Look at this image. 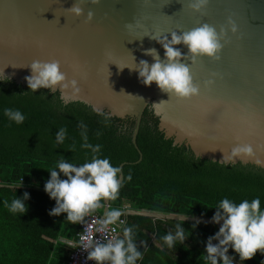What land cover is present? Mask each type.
Segmentation results:
<instances>
[{
	"label": "water",
	"instance_id": "water-1",
	"mask_svg": "<svg viewBox=\"0 0 264 264\" xmlns=\"http://www.w3.org/2000/svg\"><path fill=\"white\" fill-rule=\"evenodd\" d=\"M77 2L0 0V101L73 114L110 130L134 123L138 161L142 156L136 136L140 121H148L189 158L264 174V166L253 159L221 162L238 143L253 145L264 161V0H209L200 12L189 7L190 0H83L85 14L76 17L68 9ZM89 10L95 18L86 22ZM229 17L238 32L229 31L221 58L203 56L191 65L199 96L170 97L155 83L144 85L139 72L129 69L140 60L154 63L144 54L147 49L155 48L165 58L163 46L147 35L165 33L171 39L170 32L202 23L219 31ZM175 47L187 55L186 46ZM53 59L60 61L69 80L78 81L79 94L62 99L59 89L31 91L25 79L31 63ZM208 80L214 83L205 86ZM108 203L104 201L102 216ZM122 212L213 222L135 209Z\"/></svg>",
	"mask_w": 264,
	"mask_h": 264
},
{
	"label": "trees",
	"instance_id": "trees-1",
	"mask_svg": "<svg viewBox=\"0 0 264 264\" xmlns=\"http://www.w3.org/2000/svg\"><path fill=\"white\" fill-rule=\"evenodd\" d=\"M6 108L21 111L24 122L9 120ZM81 123L87 126L88 143L102 146L99 157L108 158L114 167L124 163L123 177L132 176L131 181H123L119 197L109 201L108 210L124 211L128 204L135 210L212 220L225 198L236 204L259 198L264 211V174L189 158L171 147L148 121H140L136 136L142 156L138 161L132 143L134 123L110 130L73 114L0 101V264L65 263L71 248L60 238L76 239L78 223L68 221L66 213L49 214L56 201L45 191V184L62 157L76 166L91 161V150L81 146ZM60 128L67 135L57 144ZM25 192L28 211L13 214L4 201L11 204ZM103 209L95 213L101 215ZM121 217L125 224L119 238L125 227H132L143 254L137 264H206L203 255L208 238L223 224L143 214L123 213ZM177 224L185 229L186 239L169 248L162 237L174 234ZM228 254L234 264H264V253L259 251L246 261L232 248Z\"/></svg>",
	"mask_w": 264,
	"mask_h": 264
},
{
	"label": "clouds",
	"instance_id": "clouds-1",
	"mask_svg": "<svg viewBox=\"0 0 264 264\" xmlns=\"http://www.w3.org/2000/svg\"><path fill=\"white\" fill-rule=\"evenodd\" d=\"M99 2L100 0H91L92 4ZM82 3L83 0H80L68 11L76 17L84 16ZM208 3L209 0H190L189 7L193 11L200 12ZM94 18L95 13L89 10L86 22H91ZM229 31L232 34L238 32V25L231 17L228 18L227 26H221L219 31L214 25L202 23L188 31L170 32L171 39L165 33L147 35L163 46L165 58L161 59L155 48L147 49L144 54L152 56L154 63L149 64L147 60H140L139 64L135 63V68L129 69L139 72L144 85L151 86L155 83L170 97L190 100L200 95V84L194 80L191 65L196 64L198 58L203 56L219 60ZM180 44L187 47V55L175 47ZM188 60H191L190 65L182 62ZM29 67L31 75L25 79L32 92L44 88L55 93L59 89L61 98L64 99L67 95L75 96L81 91L78 81L68 79L58 60H34ZM213 83V80L205 81V86ZM160 103H153V105L158 106ZM4 114L16 124H22L26 118L21 111L10 108H6ZM79 126L83 130L81 135L84 143L81 146L91 150V161L76 166L62 157L58 161L57 168L50 170V179L45 184V191L56 201V206L49 214L59 216L66 213V219L74 224L83 222L86 216L103 208L102 201L116 200L123 181L132 179L130 173L126 178L123 177L122 167H114L108 158H100L98 154L102 146L88 143L87 126L83 123ZM66 135L67 130L60 128L56 133L57 144H62ZM97 135L100 133L98 132ZM236 158H241L244 162L253 159L258 166H264V161L256 156V150L251 144H236L230 153H224L221 162L234 164ZM61 173L67 179H61ZM28 199L29 194L25 192L23 198L17 197L11 204L4 201V204L13 214H23L28 211L25 204ZM217 209L212 221L217 224L223 221V224L214 236L208 238L206 254L203 255L206 264H221V261L222 264H234V257L228 254L229 248H232L242 261L251 260L258 251L264 253V211L261 210L259 198L250 202L243 200L239 204L225 198ZM122 215L120 209H111L104 213L96 228V232L102 235V239L89 240L85 243V238L81 237L82 247L88 251V260L95 261V264H137V261L143 258L142 252L138 250L137 243L134 241L132 227L123 229L122 238H106L109 225L116 224ZM162 239L169 248H172L175 241L179 240L182 243L185 241V229L177 224L175 233L169 232ZM214 240L218 243L214 244Z\"/></svg>",
	"mask_w": 264,
	"mask_h": 264
},
{
	"label": "built area",
	"instance_id": "built-area-1",
	"mask_svg": "<svg viewBox=\"0 0 264 264\" xmlns=\"http://www.w3.org/2000/svg\"><path fill=\"white\" fill-rule=\"evenodd\" d=\"M103 216L98 213H92L85 217L84 221L78 223V231L76 232V239L73 243V250L69 253L67 264H95V261H90L87 259L88 251H86L81 244V237L85 238V243L89 240H100L102 235L96 232L98 227V222ZM125 224V218L120 217V220L114 224L109 225L108 231L106 233V238L115 239L120 237L121 229ZM90 250V249H89Z\"/></svg>",
	"mask_w": 264,
	"mask_h": 264
},
{
	"label": "crops",
	"instance_id": "crops-1",
	"mask_svg": "<svg viewBox=\"0 0 264 264\" xmlns=\"http://www.w3.org/2000/svg\"><path fill=\"white\" fill-rule=\"evenodd\" d=\"M125 206L127 207L126 209L132 210V209L129 207L128 204H125V205H124V210H125ZM75 236H76V235H75ZM60 241L66 243L68 246H70V248H71L70 252L73 250V243L75 242V239H69V240H68V239L60 238ZM70 252H69V253H70ZM69 253H68V256H69ZM68 256H67L66 261H65L64 264H67Z\"/></svg>",
	"mask_w": 264,
	"mask_h": 264
},
{
	"label": "rangeland",
	"instance_id": "rangeland-1",
	"mask_svg": "<svg viewBox=\"0 0 264 264\" xmlns=\"http://www.w3.org/2000/svg\"><path fill=\"white\" fill-rule=\"evenodd\" d=\"M220 223H223V221H221ZM202 245H205V243L204 242H200Z\"/></svg>",
	"mask_w": 264,
	"mask_h": 264
}]
</instances>
